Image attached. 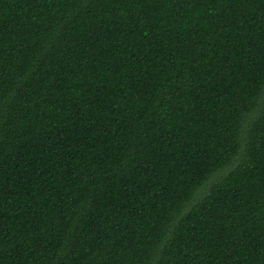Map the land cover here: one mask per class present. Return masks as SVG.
<instances>
[{
	"label": "trees",
	"instance_id": "trees-1",
	"mask_svg": "<svg viewBox=\"0 0 264 264\" xmlns=\"http://www.w3.org/2000/svg\"><path fill=\"white\" fill-rule=\"evenodd\" d=\"M0 264H264V0H0Z\"/></svg>",
	"mask_w": 264,
	"mask_h": 264
}]
</instances>
